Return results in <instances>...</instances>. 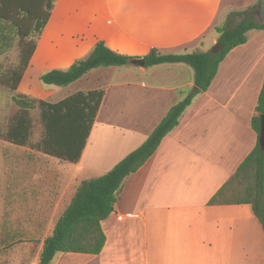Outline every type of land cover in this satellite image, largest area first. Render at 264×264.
<instances>
[{"label":"crops","instance_id":"obj_1","mask_svg":"<svg viewBox=\"0 0 264 264\" xmlns=\"http://www.w3.org/2000/svg\"><path fill=\"white\" fill-rule=\"evenodd\" d=\"M258 1L55 0L17 91L30 95L34 88L33 98L57 102L79 90H104L80 159L71 163L76 176L69 180L73 185L68 184L67 204L80 181L109 171L193 90L192 71L184 64L100 67L62 92L53 85L44 90L28 82L22 86L31 70L38 77L49 69H66L86 57L98 40L130 58L142 57L150 48L211 51L206 48L217 41L214 28L230 12ZM51 22L50 38L39 53ZM246 35L245 43L224 56L209 87L192 99L154 153L124 178L113 211L100 223L105 235L101 251L62 253L53 264H264V234L250 205L208 204L257 140L251 118L264 77V29ZM45 168L50 172L51 210L65 184L54 164ZM56 217L50 220L54 223Z\"/></svg>","mask_w":264,"mask_h":264},{"label":"trees","instance_id":"obj_2","mask_svg":"<svg viewBox=\"0 0 264 264\" xmlns=\"http://www.w3.org/2000/svg\"><path fill=\"white\" fill-rule=\"evenodd\" d=\"M55 0H0V55L17 46L14 65L0 63V87L7 89L16 106L0 139L18 147L30 146L39 154L68 163H77L86 144L101 105L102 88L76 91L57 102L30 97L17 91L37 38L42 34ZM256 5L230 12L225 22L216 26L217 41L223 49L212 54L196 50L189 53H163L157 48L142 56L145 67L160 64H184L192 71L193 90L174 103L147 138L100 176L79 182L75 193L56 217L51 231L40 244L38 264H50L57 253L98 254L105 242L101 221L112 211L124 178L136 172L154 153L161 139L178 124L192 99L206 91L218 65L234 47L246 42V33L264 29L254 19ZM239 20L234 23V18ZM130 56L109 49L98 40L86 57L74 60L66 69H49L38 76L45 86H67L89 71L100 67L128 64ZM38 110L41 134L32 142L33 119ZM264 114V77L251 118L257 140L253 149L240 162L235 172L209 199L208 204H249L264 234V151L258 142L260 115ZM20 243L14 234H0V254Z\"/></svg>","mask_w":264,"mask_h":264},{"label":"rangeland","instance_id":"obj_3","mask_svg":"<svg viewBox=\"0 0 264 264\" xmlns=\"http://www.w3.org/2000/svg\"><path fill=\"white\" fill-rule=\"evenodd\" d=\"M51 24L52 22L45 29V33L39 41V53L44 50L45 44L50 38ZM214 44L209 45L206 49H211ZM16 59V45L0 55V63L5 66L14 65ZM31 72L33 73L28 75L30 78H26L22 86L28 82L31 86L34 85L36 90L47 89V86L38 81L34 71L31 70ZM51 87L66 92L63 87ZM32 90L33 93L29 95L30 97L35 93V89ZM10 96L11 93L7 89L0 87V132L5 131L11 115L17 109L11 102ZM30 114L33 119L31 138L32 142H35L39 139L42 129L38 120V110H32ZM46 161L54 164L55 171L60 175L61 182L67 188L63 186L59 190L60 193H57L55 205L51 210L47 208L48 198L52 194L48 191L51 186H49L50 172L45 168L48 164ZM34 175L36 179H34ZM73 175L76 176L74 164L39 154L30 146L18 147L0 139V234L12 233L14 238L20 241L13 245L12 250H6L0 254V264H38L39 242L51 231L53 223L50 220L51 216L59 215L67 204L69 197L67 191L69 185H73L69 180ZM27 191L29 193L32 191L30 200ZM24 196L26 199L23 198ZM35 197H38L39 200ZM46 212L49 214L47 217L45 216ZM61 254L55 255V259L52 260L53 262L51 261L52 264Z\"/></svg>","mask_w":264,"mask_h":264},{"label":"water","instance_id":"obj_4","mask_svg":"<svg viewBox=\"0 0 264 264\" xmlns=\"http://www.w3.org/2000/svg\"><path fill=\"white\" fill-rule=\"evenodd\" d=\"M254 19L257 24L264 25V0L258 1L256 9L254 10ZM223 47L224 46L221 42L216 41L210 52L212 54H217L223 49ZM128 63L140 69H144L145 67V61L142 57H131L128 59ZM258 142L260 149L264 151V114L260 115Z\"/></svg>","mask_w":264,"mask_h":264}]
</instances>
